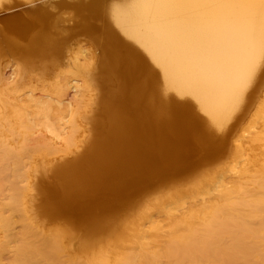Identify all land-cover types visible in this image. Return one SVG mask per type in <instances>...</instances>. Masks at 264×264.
<instances>
[{
  "label": "bare ground",
  "instance_id": "6f19581e",
  "mask_svg": "<svg viewBox=\"0 0 264 264\" xmlns=\"http://www.w3.org/2000/svg\"><path fill=\"white\" fill-rule=\"evenodd\" d=\"M109 1L0 0V58L13 57L12 71L32 73L48 70L45 62L69 53L74 46L70 41L71 36L83 34L85 35L83 38L86 37L85 41L82 38L85 46L88 44L93 50H99L101 55L96 53L100 57H97L99 65L95 66L97 59L94 58L95 65L89 70L99 71L105 77L115 76L114 79L117 81L115 84L118 83L112 90L111 86L104 84L109 87H107L109 94L107 92L103 95L106 99L101 102L105 105L103 112L106 114V120L101 115L103 118L101 125L99 120L101 118L97 121L96 117L99 116L95 115L94 120L96 119L101 130L96 127L94 137L88 138V144L83 149L85 152L79 149L82 151L78 152L80 155L72 157V160L66 159V163L64 160L61 161L64 164L58 163L53 166L51 175L56 174L58 182L51 190L49 187L46 189L50 190L47 193L50 194L49 199L54 200L52 201L54 203L50 204H54L58 211L68 209L78 214L82 211L88 214L92 207L98 206L95 204L106 201L104 194L108 195L110 192L112 197L120 195L125 197L124 191L132 186L135 188V184L137 187V183L144 177L148 179L153 175L160 176V173H167L183 164L189 158V153L194 150L190 149L188 152L193 145L190 146L188 142L194 138L212 151H217L219 148L216 147V143L220 140L218 142L215 140V129H223L227 125L226 122L234 110L238 111L243 98L245 101L248 87L261 76L259 75L261 63L264 60V0H126L120 5ZM78 40L77 42L81 43L82 40ZM92 55L89 57H93ZM154 64L160 68L159 71L154 68ZM3 70H6V67ZM112 79L110 81L113 82ZM171 92L193 97L200 109L208 115L209 121L203 120L202 116V119L198 117L199 114L196 115L194 104L191 106L192 103L188 104L189 101L178 102ZM43 97L44 102L38 101L42 97L25 95L13 101L3 99V103L0 104V108L6 110L9 108L16 112L19 124L24 127L23 130H19L20 125L17 126L15 123L9 125L10 131L16 136L11 137L15 138L14 141L1 139L3 131L8 130L0 128V139L3 140L0 141V227L3 231L10 232L9 244L0 243V250L8 249L13 253L12 257L5 261L6 263L1 262L2 264H264V175L254 179L257 185L255 188L246 186L248 183L246 178L239 182L238 180L228 182L224 178L225 181L214 185L215 191H218L217 197L209 196V199H206L203 196L202 198L206 200L201 199L203 201L197 208L190 207L182 213L178 211L179 215L167 220L169 222L165 226L166 229L156 225L154 240L141 230L131 236L129 247L127 243L130 240L124 239L128 247L125 250L115 246L119 250H110V255L109 252H100L102 254L96 255V248L94 252L90 249L86 252L88 256L90 252L93 253V256L80 260L67 255L68 245L64 244V240L49 237L47 233L42 232L43 230L40 231L42 228L38 229L37 226L40 224L38 221L33 222V216L30 215L34 211L32 214L29 213L33 209L30 210L31 205L27 203L30 206L27 211L25 205L26 198L32 191L28 195L26 186H18L23 185L20 183L23 179L27 182L28 176L32 173V169L27 172L29 162L25 159L28 156L27 150L32 145L29 140L34 125V120H30L29 116L39 113V118L45 119L43 123L55 131L57 127L54 119L58 122L64 116L62 111H66L62 101L54 102L47 96ZM37 105L38 108H34ZM104 105L101 107L104 108ZM52 107H55L56 116L53 114L55 118L49 113ZM210 125L216 128L210 129ZM46 138L45 135L40 138L41 146L45 144ZM204 148L205 146L201 150ZM193 155L195 156V151ZM35 157L33 158L36 160L37 155ZM42 160L41 163L46 162L44 158ZM39 161L36 163L40 164ZM45 165L40 166L45 168ZM31 167L34 170V167ZM174 171L176 173L177 169ZM7 173L13 177L9 181L6 179L8 184L4 177ZM168 174L171 177L170 172ZM209 179L206 180L210 181ZM160 180H163V177L158 179ZM171 180L172 178L169 182ZM213 180L212 177V182ZM142 182L143 180L140 181ZM47 183L48 181L45 183L46 186L49 184ZM156 183L159 185L161 182ZM28 184L27 182L24 185ZM194 185L199 187L197 186L199 184ZM45 190V193L48 192ZM45 198L47 200L45 202L49 204L46 195ZM32 201L33 198L31 203ZM136 202L134 204H139ZM176 202H173L174 205ZM107 203L110 204L111 201L108 200ZM162 203L164 205L165 201ZM103 207L100 205L98 211ZM105 207L104 209L107 208ZM171 207L169 206L172 210L173 204ZM10 209L20 213L21 219L18 221L22 220L23 228L18 233L12 228L15 217L10 220L7 214ZM44 209L46 211V208ZM49 210L51 209L47 211ZM110 211L111 209L108 211L111 214ZM123 212L121 211L122 214ZM102 213L101 216L98 215L101 218ZM116 213H120L119 209ZM86 221L90 222L87 219ZM93 224L96 225V222ZM93 224L92 228L95 227ZM105 225L106 222L101 226ZM103 229L100 227V231Z\"/></svg>",
  "mask_w": 264,
  "mask_h": 264
},
{
  "label": "rangeland",
  "instance_id": "374dc122",
  "mask_svg": "<svg viewBox=\"0 0 264 264\" xmlns=\"http://www.w3.org/2000/svg\"><path fill=\"white\" fill-rule=\"evenodd\" d=\"M125 1L126 0H124V1L123 0H113V2H112L110 0L109 2H111V3L117 2L120 5L122 3H125ZM117 3H115V4H117ZM84 36L85 35L80 34V35H77L76 37H78V39L82 40V38ZM76 37L71 36V38H70L71 39L70 41L74 44V46L72 48L74 50V52H73V50H71L69 53H67L63 56L62 55L57 56L53 60H49V61L45 62V65H47V67H48V70H45V71H38V72H32V73L31 72H20V73L14 72V71H12V69H13L12 67H14V66H11L13 64V61H12L13 57L12 58H0V104L3 103V99L13 101V100H16L17 98H19L20 96H25V95L33 96V97H38V96L42 97L38 100L41 102L45 101L43 96H47L48 98H50L54 102L62 101L63 106L65 104L66 108H64V109H66V111H64V110L62 111V114L64 115L61 117L62 119L59 120L58 122H56V119H54V122L56 123L55 127H57V130H55V131L57 133H55V131L50 130L46 126V124L43 123L45 119L39 118L40 117V116H38L39 113L37 115L31 114V116H29L30 120H32V119L34 120L33 122H34L35 126L33 125V128L31 129V138H30L29 142L32 145H30L31 148L30 147L28 148V150H27L28 156L25 159H27L29 162L28 167H27L29 170L27 172L29 173V171L32 169V173L30 174V176H28V181H27L29 183L28 185H24V184H27V182L23 181L24 179L22 177L23 180L21 179L22 181H20V183L23 185H18V186H22V187L26 186V189H28L27 194L28 193L30 194L31 191H32L31 192L32 194L34 192L35 195L33 194V197L31 196L32 194L31 195L28 194L29 196L26 195V197L28 196L27 198H29V199H27L25 197L27 200L25 202L26 210L29 211V209H27V208H30L29 205H31L30 210H32V209L33 210L29 211V213H31V212L33 213V211H34L33 214L31 213L32 215H30L27 212L28 216L29 215H30V217L33 216L32 218L34 220L31 218L30 219L33 220V222L35 220H36L35 222L38 221L40 223V224L36 223L37 225L39 224L38 226L36 225L38 227V229L40 230L42 228L40 231L43 230L42 232H44L45 234L47 233V235H49V237L54 236V238H61L62 241L64 240L63 241L64 244L68 245V246L66 245L67 249H68L67 253H66L67 255L80 260V259H88L90 256L92 257L93 253H91V252H94L95 248H96V250H95L96 255L102 254L104 252L108 253L110 250L111 251H114L115 249L119 250V248H120V250H125L129 247V245L131 243V240H132L131 236H133L136 232L138 234L141 230H142V233L148 234V236L152 238V239L150 238L151 240H154L156 238V235H155L156 234V232H155L156 231V229H155L156 225H161L164 227V229H166L165 226L169 222V221L167 222V220H169L170 217H174L176 215H179V213H182L184 210H187L190 207H192V208L196 207L197 208L198 206H200V203H202L203 200L209 199V196H210V198L217 197L218 191H215L216 190L215 186H216V184H218L222 181H225L226 179L228 182H235L237 180H238L237 182H239L241 180L243 181V178H246L245 180L248 183H250V184L247 183L246 186H248L249 188H251L252 186L254 188L257 187V185L255 183V180H256L255 178L258 177V179H259L264 175L263 174L264 173V168H263L264 167V92H262L260 90H256L255 92L252 93L251 85L255 82L254 81L248 87L249 91H246L245 101L243 98V100L240 102V105H242V106L239 105L240 108L238 107V111H237V109L234 110L235 112L232 113L233 115L230 118L231 120L229 119L226 122L227 125H225V127L223 129L222 128L218 129L214 125H213L214 127H212V125L209 126L210 129L216 128L214 131L215 140L217 139L216 142H218L219 140L220 141L223 140L222 142L219 141L220 143L219 142L216 143V147L219 148V149H217V151L214 152L211 149L207 148V146L204 143H199V141L195 138L192 139L188 143L190 144V146H191V144H193L192 145L193 148H192V146L190 147L188 145V148L190 147L188 149L189 150L188 152H190L192 149H194L191 151V153L194 154V151H195V156L193 154L191 155V153H189L190 159L187 158L188 160L186 159V161H184L183 164H181L179 166L181 169H183L182 171L179 167H176L172 171H169L171 177H169V174H168L169 172H167V173L163 172V174L160 173V176H159V174H157V176L153 175V176H151L152 178L150 177L151 179L149 177H148V179H147V177L146 178L144 177L143 179L140 180V181L143 180L144 183L143 182L140 183V181H139L138 182L139 184L137 183V187L135 184L134 185L135 188L132 186V187L128 188L130 191L128 189L124 191L123 194H125V197L123 195L122 196L120 195L121 197L120 196L112 197V195H110L111 194L110 192L108 194L109 196L104 194L103 197L105 198V196H106V198H105L106 201L104 203H103V201H101V202H99L100 204L98 203L95 205H98L99 207H100V205H101V207H103V206L105 207V205L107 204L106 207L111 209V211H110V212H112L111 214L108 212L109 209H107L106 207H105L106 209H104V207H103L101 211H100L101 208L98 211V208H99L98 206H96V208H95V206H94V208L92 207V210L98 211L97 213H96V211H92L90 209L89 212H92V213L94 212L93 214L89 213V212L87 214V212H83V211L79 212L80 214H78L77 212H73L72 210L70 211L68 209L63 210V211L56 210L55 209L56 206L54 204H52V203H54V202H52L54 200H52V198L49 199L50 194L47 195V193H49V191L58 182V180H56L57 176L54 173V171H53V173L55 175H53V174L51 175L53 166L58 164V163L62 164L63 162H61V161H63V160L66 163V161H65L66 159L72 160L73 158L76 157V155H78V154L80 155V153L82 151H84L83 149H84L85 145L88 144L87 142L90 139V137L95 135L96 127L97 126H98L97 128L100 127L98 122H96V119L98 121V119L101 118L102 120L99 119L100 123L103 121V118H104V120H106V118H105L106 114H104L105 112H103L105 109V105L102 104L103 101L106 99V96H103V95H106L107 92L109 94L108 88L110 86H111L110 87L111 90L113 88H116V86H118V83H116L117 85L115 84V82H117L115 80L116 79L115 76H113V77L108 76L109 77V82H108L107 76L105 77L99 71H97L98 72L97 73V72H95L96 70L95 71L89 70V68L94 67L93 65H95V64H96L95 66L99 65V62H100L99 56H101L100 52H99V50L97 51V49L93 50L92 49L93 47L89 46L88 44L86 45L87 47L85 46L86 43L83 42V40L85 41L86 37L83 38L82 41H80L81 43L77 42L79 40ZM72 38H74V39H72ZM75 39H77V40L73 41ZM81 45L83 46V48ZM86 48H88V49H86ZM84 50H85V52H84ZM86 50L88 53L86 52ZM81 53H83V54H81ZM96 53L99 56H97ZM81 55H83L84 57L80 58ZM89 55H92L93 57H91V56L89 57ZM97 57H99V58L97 59ZM94 58H95V60L97 59L98 64L95 63L96 61L94 60ZM86 65H88V66L86 67ZM10 66H11V68H10ZM153 66L157 71L160 70V68L158 66H156L155 64ZM5 67H6V70H3V68H5ZM54 67H60L63 70L60 68H59L60 70L54 69ZM76 67H77V70H76ZM261 67H262V69L260 71L261 73L259 74L261 76H258V78H257L258 80L262 76H264V60H262ZM86 68H87V70H86ZM64 69H65V71H64ZM84 69L86 71H84ZM99 73L105 78L100 76ZM114 77H115V79H114ZM103 79L106 80L107 82H105ZM111 79L113 80L114 83L112 81H110ZM110 82L112 85L110 84ZM105 83H107L109 87L107 86V84L104 85ZM113 84H115V85H113ZM106 88H107V91H105ZM172 93L173 92H171V94ZM172 96L178 102L189 101V103L188 102L187 103L188 104L192 103L191 106H193V104H194L195 108L194 107L193 108H194V111L196 110V112H195L196 115L199 114L200 116L197 115L198 117H200L201 119L203 117V120L209 121V118H207L208 115H206V113H204V111H202L200 109V107L197 105L198 104L197 101L193 97H191L189 95L188 96H181L175 92L172 94ZM78 97L80 99H78ZM75 99H76V101H75ZM79 100H80V102H79ZM81 100H82V103H81ZM99 104L104 105L103 106L104 108H102L101 105H99ZM84 105L85 106L87 105V106L83 108ZM99 106H100V108H99ZM34 108H38V105L35 106ZM54 109H55V107H52L49 111V113L52 116H54L56 114V111H54ZM96 109H97V111H96ZM98 114H100V115H98ZM95 115H97L99 117H96V119L94 120ZM101 115L103 116V118L101 117ZM55 116H54V118H55ZM17 118H18V121H16ZM10 120H12V121H10ZM35 121H37V122H35ZM12 123H15L17 126L20 125L19 130L24 129V127L21 124H19V117H18L16 112H14L13 110H10L9 108H7V110L5 108L4 109L0 108V128L5 129V131L8 130L6 132L3 131V134H1V139H5V140H9V141L13 139V141H14L16 136L9 129L10 128L9 125H11ZM95 124H97V125L95 126ZM101 125H102V123H101ZM99 130H101V129L99 128ZM215 132H217V134ZM7 135H8V137H7ZM43 135H45L47 137L46 138L47 140L45 142L46 145L42 144V146H41V144H39V140ZM217 135H219V136H217ZM13 136H15V138H11ZM1 139H0V141H3ZM195 141H196V143H195ZM197 143H199L198 144L199 149H198ZM221 143L222 144L225 143L226 146H225V144L221 145ZM203 144H204L205 148L202 151L201 149L204 147V146H202ZM33 145L35 146L34 148H33ZM38 145L40 147H38ZM220 145H221V147H220ZM194 147H196V148H194ZM222 147H225L226 149L222 148ZM79 149H81L82 151ZM207 149H208V152H207ZM220 150L223 152H221ZM204 151H205V153H203ZM78 152H80V153H78ZM42 153H44V154H42ZM217 153H219V154H217ZM36 155H37V159L35 160ZM41 155L43 157H41ZM202 155H203V157H202ZM38 156L42 159L44 158V161H46V162L41 163L43 160L39 159ZM45 156H47V158ZM28 157L29 158L31 157V159L33 157H35V158H33L32 159L33 161H32L31 159H28ZM198 160L200 161V163ZM37 161H39L40 164H37L38 163ZM201 162H202V164H201ZM41 164H42V166H44L46 164L45 165L46 167L42 168L40 166ZM31 166L34 167V170ZM261 166H263L262 167L263 169L260 168ZM35 167H36V169H35ZM37 167H41V169L37 168ZM184 167H185V169H184ZM250 167H252V169ZM176 169H177V171H176L177 174L174 171ZM240 169H242L241 170L242 173L240 172ZM249 170H250V172H249ZM253 170H255V171H253ZM260 171H263V172H260ZM239 172H240V174H239ZM255 172H257V173H255ZM9 175H10V173H7L6 175H4L5 181H6V179H8V181H9L13 178L11 175L9 177ZM162 175H164L165 177ZM31 176H33V177H31ZM46 176H48V177H46ZM161 176L163 177V180L158 181V179L162 178ZM166 176L169 177V179ZM238 176L241 178H239ZM212 177L215 180V181L213 180V182H212ZM40 178H42V180H43L42 182H45V183L47 181L49 183L52 179L53 180L49 184L47 183L49 186L48 185L46 186L45 183H42V182H41V184L39 183L41 181ZM44 178L45 179L47 178V180H45ZM171 178H172V180L169 182V180ZM209 178H211V179H209ZM224 178H226V179H224ZM165 179L168 181L167 183H166ZM206 179L207 180L209 179L210 181H207ZM156 182H158V183L161 182V183H159V185H157ZM164 183H166V185ZM7 184H8V182H7ZM30 184H31V186H29ZM161 184H163V185H161ZM194 184H196V185L199 184L197 186H199L200 188L195 187ZM32 185H34V186H32ZM42 185L45 187L44 188L40 187ZM143 185H144V187H143ZM208 186H210V187H208ZM46 187L47 188L49 187L50 190L46 189ZM30 189H32V190H30ZM139 189H140V191L142 190L141 192L145 193V194L142 193V197L140 196L141 194H140ZM44 190L48 191V192L45 193ZM191 191H192V193H191ZM187 192H188V194H187ZM198 192H200L202 194V196L200 193H199V196H197ZM189 193H191V195ZM45 195L48 198L49 204H50V202H52L50 205L48 204V202H45V201H47L45 198ZM43 196L45 199L43 198ZM110 196H111V198H110ZM203 196H205V197H203ZM198 197H200V198H198ZM202 197L206 198V199H203ZM32 198H33V201H32L33 204L31 203ZM107 198H108L109 202L111 201L110 204L107 203L108 202ZM179 198L181 199V202H179L180 201ZM182 198H183V200H182ZM194 198H196L197 200L195 199L196 201L195 200L192 201V199H194ZM111 199H113V201ZM119 199L123 200V201L125 200V201L123 202V201H120ZM139 199L142 201H140ZM201 199H203V200H201ZM136 201H139V202H136ZM162 201H165L164 205H163L164 202L162 203ZM182 201H184V202H182ZM135 202L139 203V204H134ZM173 202H176L175 205ZM192 202H194V203H192ZM27 203L29 205H27ZM112 203L114 204V206ZM117 203H119V204H117ZM122 203H124V205H122ZM126 203H127V206H126ZM159 203H160V205H159ZM177 203H179L178 206L176 205ZM182 203H184V204L182 205ZM172 204H173V209L171 210ZM117 205H120V207H117ZM45 206H47L48 209H51L53 211L52 212H51V210L47 211L48 209ZM108 206H110V207L112 206L113 209L108 207ZM132 206L133 207L135 206V207L133 208ZM157 206H160V207H157ZM162 206H163V209H162ZM169 206L171 208H169ZM179 206L180 207L182 206L181 209L180 208L178 209ZM116 207H117V209H119L120 213H116L117 212ZM44 208H46L47 212L44 211L45 210ZM124 208H125V210H124ZM159 208H161V209H159ZM120 209H123V210H120ZM126 209H127V211H126ZM41 210H43V211H41ZM105 210L107 211L106 213H105ZM170 210L174 211V212L172 213ZM121 211H124L123 214H125V215H123L121 213ZM178 211H179V213H178ZM42 212H44V213H42ZM113 212H115L116 214L115 213L113 214ZM125 212H128V213H125ZM101 213H102V218L98 216V215L101 216ZM7 214L9 215L10 220H12L14 217L17 219V220H15V218H14V223L12 224V228L14 229L13 231H16L17 233L19 231H21L23 228L22 227L23 222H22V220L18 221V219H21L19 217L20 213L18 211L15 212L14 210L10 209ZM91 214L93 217H91ZM120 214H122V215H120ZM79 215H81V216L79 217ZM82 215H83V217H82ZM86 215H87V217H85ZM104 215H105V217H104ZM120 216H122V217H120ZM34 217H36V218H34ZM115 217H116V221L113 222ZM117 217H120V218H117ZM83 218L90 220V222H92V224L96 222V225L93 224V226H95V227H93L94 230L92 228V224H90L89 221H86V219H83ZM99 218L101 220L103 219V221H101V220L99 221L98 220ZM95 219H97L98 222ZM164 219H165V222H164ZM79 220H81V221L83 220L82 223H84V225H82V223H80ZM104 221L106 222L105 226L107 228L105 226H103V227L101 226L102 224H105ZM12 222L13 221H10V223H12ZM86 222H87V224H85ZM99 222H101V223H99ZM139 224L140 225L142 224L141 225L142 229L140 228ZM147 224H148L149 228H148ZM151 224L154 227L151 226ZM13 225H15V226H13ZM18 225H20V226H18ZM86 225H88V226L91 225L90 226L91 228L86 226ZM136 225L137 226L139 225V227H137V228H139L138 230H135V229H137V228H135ZM85 227H88V228H85ZM97 227L99 228L98 231H100V227H101V229L102 228H104V229L102 231L98 232L96 229ZM92 230H93V232L91 233ZM129 231H132V232H129ZM9 233L6 232L5 230L3 231V229L0 227V243L1 244L2 243L4 245H5V243L9 244V242H10ZM127 235H129V236L127 237ZM153 236H154V238H153ZM1 239H4V240H1ZM124 239L126 241H129V240L130 241L127 243ZM65 240L67 243H65ZM120 242H122L123 245ZM126 243H127L128 247L125 245ZM115 246H117L119 248H116ZM122 246L123 247L126 246V247H124V249H123ZM85 247H90V248H85ZM102 247H103V249H102ZM86 250L91 251V252L89 251L90 252L89 256H88ZM68 251H70V252H68ZM100 252H102V253H100ZM69 253H72V254H69ZM85 254H87V255H85ZM12 255H13V253L11 251H9L8 249H6L4 251L0 250V264H2L5 261L7 262L12 257ZM109 255H110V252H109Z\"/></svg>",
  "mask_w": 264,
  "mask_h": 264
},
{
  "label": "snow or ice",
  "instance_id": "6c2138e0",
  "mask_svg": "<svg viewBox=\"0 0 264 264\" xmlns=\"http://www.w3.org/2000/svg\"><path fill=\"white\" fill-rule=\"evenodd\" d=\"M251 88L253 92H255L256 90L264 92V76H262L259 80L255 81L251 85Z\"/></svg>",
  "mask_w": 264,
  "mask_h": 264
}]
</instances>
